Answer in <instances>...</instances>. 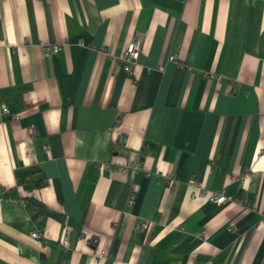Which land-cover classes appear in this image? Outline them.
I'll return each instance as SVG.
<instances>
[{
    "label": "crops",
    "instance_id": "obj_1",
    "mask_svg": "<svg viewBox=\"0 0 264 264\" xmlns=\"http://www.w3.org/2000/svg\"><path fill=\"white\" fill-rule=\"evenodd\" d=\"M1 105L0 264H264V0H0Z\"/></svg>",
    "mask_w": 264,
    "mask_h": 264
},
{
    "label": "built area",
    "instance_id": "obj_2",
    "mask_svg": "<svg viewBox=\"0 0 264 264\" xmlns=\"http://www.w3.org/2000/svg\"><path fill=\"white\" fill-rule=\"evenodd\" d=\"M140 37L138 36H134L128 43L127 45L125 46L123 52H122V55L120 57L121 61H122V68L124 70V72L126 74H130L131 72V69L132 67L134 66L138 56H139V52H140ZM59 49V46L58 45H55V44H52V45H48V44H45V45H42V50H43V53L44 54H47V53H56ZM173 56H169V59L170 60H173ZM0 113L4 116H10L11 118L13 119H16L18 117L17 114H11L8 107L5 106V105H1L0 106ZM32 129H29V132H31ZM119 148H124L123 145H118ZM137 168V166H133L131 168V172L133 173V171ZM194 182L196 184H198V182L196 180H194ZM136 190V186H132L131 187V190H130V193H133L134 191ZM130 197V196H129ZM230 198L229 196H226L223 192H218L216 193L215 197H214V200L217 202V203H221L223 202L224 200ZM262 213L264 214V208L261 209ZM264 218V217H263ZM138 227H141V228H146L147 227V223L146 222H140L138 225ZM31 236L32 237H36L37 234L36 232H32L31 233ZM96 239L92 238L91 239V244L94 245L96 244ZM60 243L62 246H66L67 245V235H64L62 236L61 240H60ZM98 257H103L105 255V251L100 249L99 252H98Z\"/></svg>",
    "mask_w": 264,
    "mask_h": 264
},
{
    "label": "trees",
    "instance_id": "obj_3",
    "mask_svg": "<svg viewBox=\"0 0 264 264\" xmlns=\"http://www.w3.org/2000/svg\"><path fill=\"white\" fill-rule=\"evenodd\" d=\"M122 142H120L119 140L117 139H112L110 141V146H111V149L115 152V153H118V149H119V146L118 145H121ZM123 145V144H122ZM121 149V148H120ZM25 183L27 184V186L30 188V189H33V188H39L41 187L43 184H44V179L43 178H36L35 177V174H31L30 176L27 177ZM23 187V186H22ZM14 194H12L13 196ZM23 199L25 201L28 202L29 205H33L35 207L38 208V212L35 213V215H38L40 213H43L45 211V208L42 204L40 203H34L29 197H23Z\"/></svg>",
    "mask_w": 264,
    "mask_h": 264
}]
</instances>
